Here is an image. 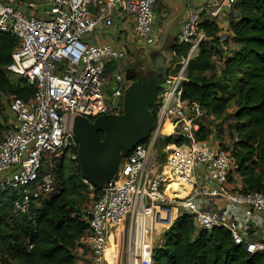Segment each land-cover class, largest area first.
<instances>
[{"label":"built area","instance_id":"2783aa9c","mask_svg":"<svg viewBox=\"0 0 264 264\" xmlns=\"http://www.w3.org/2000/svg\"><path fill=\"white\" fill-rule=\"evenodd\" d=\"M157 1L0 0V32L18 40L6 71L25 78L36 90L27 101L5 100L11 122L0 142V196L17 194L12 205L15 214H26L54 192L56 163L67 157L78 165L73 118L95 119L123 112V93L130 83L114 73L111 86L116 89H107L105 75L107 63L121 59L123 52L107 43L91 45L84 37L112 27L120 13L132 18L133 36L140 46L151 48L157 42ZM235 2L207 0L187 14L175 44L187 45L188 51L164 76L166 89L159 94L148 139L133 148L108 184L94 188L85 180L90 190L98 191L87 211L88 232L75 250L76 256L82 251L84 264L105 263L107 237L117 227L126 229L127 264H152L155 215L163 208L193 216L197 230H229L234 242L244 243L248 253L264 252L263 242H246L242 237L252 212L264 213V194H243L229 187L236 165L217 144L210 146L195 139L199 121L207 116L199 105L182 99L189 62L207 39L201 24L217 22ZM167 127L170 130L164 134ZM166 138L181 143L162 146L166 162L160 165L154 158L160 151L158 142ZM165 166L173 179L190 184L185 197L170 199L166 195ZM199 171L203 172V184L194 181ZM216 198L243 207V225L225 217L226 211L219 214L201 206Z\"/></svg>","mask_w":264,"mask_h":264},{"label":"trees","instance_id":"16d2710c","mask_svg":"<svg viewBox=\"0 0 264 264\" xmlns=\"http://www.w3.org/2000/svg\"><path fill=\"white\" fill-rule=\"evenodd\" d=\"M228 19L230 35L216 22L201 24L207 39L189 62L182 99L199 105L217 129L230 122V145L218 146L228 151L237 167L242 178L239 192L264 194V0H236ZM17 45L15 37L0 32V112L10 97L27 101L36 92L25 78L6 71ZM172 51L173 64L186 56L188 46L175 44ZM136 77L129 69L126 79ZM157 108L158 103L150 107L154 119ZM4 129L0 123V142ZM194 134L196 140L206 141L210 131L199 124ZM169 142L181 143L160 140L161 163L166 157L162 146ZM53 174L54 192L26 214L13 212L15 192L0 196V264H76L75 250L89 229L87 206L98 190L89 189L79 166L67 157L56 163ZM169 185L168 191L176 188ZM152 252V264H264V252L248 253L244 243L236 244L229 230L221 227L197 230L193 216L186 213L175 218Z\"/></svg>","mask_w":264,"mask_h":264},{"label":"water","instance_id":"95a60500","mask_svg":"<svg viewBox=\"0 0 264 264\" xmlns=\"http://www.w3.org/2000/svg\"><path fill=\"white\" fill-rule=\"evenodd\" d=\"M174 45L173 40H164L160 46L150 50H136V66L141 63L139 54H145L149 69L136 68V79L123 93L121 115L99 116L93 121L80 116L73 118L72 133L77 142L79 171L94 188L112 181L133 148L148 139L154 124L150 107L157 103L160 92L166 89V84L160 82L167 73L168 59L164 53ZM111 89L115 90L116 85ZM166 133L167 130L164 131ZM244 225L248 226V223Z\"/></svg>","mask_w":264,"mask_h":264},{"label":"crops","instance_id":"0c3cea01","mask_svg":"<svg viewBox=\"0 0 264 264\" xmlns=\"http://www.w3.org/2000/svg\"><path fill=\"white\" fill-rule=\"evenodd\" d=\"M204 1L207 0H158L154 9V30L157 33V42L151 48H144L140 46V44L133 36L132 18L123 16L120 13L115 16L112 27L106 30H97L92 34L86 35L84 37V40L91 45H103L107 43L123 52V57L121 59L107 63L105 71L107 89L112 88V75L114 73L122 74V76H124V78L126 79L129 69H134L136 71V68H139L145 71L144 69L146 68L143 66L145 65L146 61L148 63L149 69L148 58L145 54H139L141 63L136 66V59L138 57L136 55V50H150L152 48L160 46L164 40H173L175 44L176 36L178 35L187 14ZM155 11H157L156 15ZM228 14L229 12L225 11V13L220 16L216 23L224 33L230 35V32L228 31ZM164 54L165 56L166 54H168L169 56L167 64L168 72L170 66L172 65L171 58L172 56H174V52L170 48V50L168 52H165ZM128 82L130 83L131 81ZM164 172L167 173V178L171 176L169 174V169H165ZM194 181L200 184L204 183L202 171H199L194 175ZM241 185L242 178L240 177V174L236 170H234L229 179V187L239 191ZM201 206L208 210L215 211L219 214H222L226 211L224 214L225 217H229V219H231L233 223L243 225V207L229 206L223 199L218 198L210 199L208 200V202L201 204ZM169 210V216L171 215V212H175V217L178 216V212L176 210ZM167 220L165 219V222H167ZM110 234H113V236L109 237ZM110 234L108 235L109 239L107 237L109 247L107 257L104 260V264H119L123 228L117 227L112 230ZM242 237L246 242L259 241L264 243V213L252 212L251 216L248 219L246 234H243ZM79 263H84L82 261V257L80 262H76V264Z\"/></svg>","mask_w":264,"mask_h":264},{"label":"rangeland","instance_id":"374dc122","mask_svg":"<svg viewBox=\"0 0 264 264\" xmlns=\"http://www.w3.org/2000/svg\"><path fill=\"white\" fill-rule=\"evenodd\" d=\"M156 14H157V11H155V15ZM224 49L226 50L225 55L227 56V53H229L228 50L230 49V47L228 46V48H224ZM166 57H167V59L169 58L168 54H166ZM145 65H146V63H145ZM145 65L143 67L146 68ZM218 66H221V63H218ZM10 122H11V116L7 113L6 107H5L0 112V123L3 126H5L3 135H5L6 132L8 131L9 126H10ZM229 123H226L224 126H222L221 129H217L214 126L216 124V122H214L211 118L206 117V118H202L199 121V124L206 126L208 128V130L210 131V134L207 136L206 142H208V144L210 146H216V144L217 145L222 144V146L225 148L230 145L229 132L227 129L229 127ZM159 155H160L159 152L156 153V156L154 158L155 163H158L160 165H162V164L165 165L166 159H165L164 163H161ZM165 169H167L166 166H165L164 170ZM167 182H168L167 183V190H168V187L170 186L169 184H174L176 186L175 189L170 188V190L168 191L169 195H171L173 197H180V196L185 197V194L182 195L183 192L190 188V185H186V182L185 183H179L176 181V179H169L168 178ZM180 189H182L183 191L181 192ZM93 201H91L88 204L87 209H89L91 207ZM174 213L175 212H171V215L169 216L170 210L168 208H163V209H161V211L159 210L156 212L155 222H154L155 224H154L153 248H157L160 245L162 234L171 226V224H173V221L175 220ZM165 219L166 220L168 219L167 222H165ZM126 242H127V233H126V229L124 228L123 235H122V242H121L119 264H127ZM81 257H82V251H79L77 254V262L81 261ZM79 264H84V263H79Z\"/></svg>","mask_w":264,"mask_h":264},{"label":"bare ground","instance_id":"6f19581e","mask_svg":"<svg viewBox=\"0 0 264 264\" xmlns=\"http://www.w3.org/2000/svg\"><path fill=\"white\" fill-rule=\"evenodd\" d=\"M166 130L169 131L170 128L167 127ZM167 169H168V168H167ZM164 174L166 175L167 173L164 172ZM166 176H167V175H166ZM165 193H166V195L168 196V198H170V199H174V198H183L182 196H180V197H173V196L169 195L167 188H166ZM170 196H171V197H170ZM113 234H114V232H113ZM113 234H110L109 237H110V236H113ZM109 237H108V239H109ZM108 239H107V241H106L105 248H104V252H103V258H104V260L106 259V257H107V253H108V247H109V246H108Z\"/></svg>","mask_w":264,"mask_h":264},{"label":"flooded vegetation","instance_id":"af4514ba","mask_svg":"<svg viewBox=\"0 0 264 264\" xmlns=\"http://www.w3.org/2000/svg\"><path fill=\"white\" fill-rule=\"evenodd\" d=\"M159 27V26H158ZM158 36H159V34H158ZM146 69H148V63H147V61H146ZM146 69H144V70H146ZM164 81V76L163 77H161V79H160V82H163ZM158 102V101H157ZM157 104V103H156Z\"/></svg>","mask_w":264,"mask_h":264}]
</instances>
